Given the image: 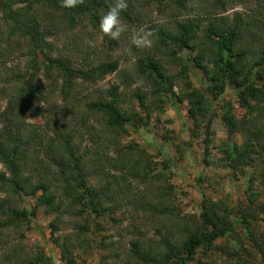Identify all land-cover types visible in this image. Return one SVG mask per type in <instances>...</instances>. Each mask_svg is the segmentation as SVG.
I'll return each mask as SVG.
<instances>
[{"label":"trees","instance_id":"16d2710c","mask_svg":"<svg viewBox=\"0 0 264 264\" xmlns=\"http://www.w3.org/2000/svg\"><path fill=\"white\" fill-rule=\"evenodd\" d=\"M112 2L84 0L75 8H63L60 0H0V58L18 53L26 59L0 87L6 98L0 112V264H51L41 246L22 243L23 234L10 240L31 227L38 209L54 217L50 240L68 264H74L73 252L84 245L96 241L106 249L105 239L94 240L93 233L103 231L101 220L114 221L112 215L132 204L133 183L150 184L151 190L133 196L139 206H132L159 227L157 238L143 234L129 242L125 264H217L202 260L217 251L237 257L235 262L225 258V264H264V238L252 227L264 214L263 205L234 216L226 205L203 200L198 218L182 217L171 202L174 188L163 172L153 174L147 151L134 142H120L121 135L148 126L154 113L177 102L187 104L194 131L203 125L208 148L213 103L232 87L245 114L237 119L232 105H223L225 161L233 170L264 162V0H148L169 21L149 28L154 52L138 59L128 74L127 86L139 85L130 94L113 86L81 98L80 85L96 86L118 72V61L107 56L76 63L55 54L49 40L56 32L88 26L102 36L101 52L112 55L120 39L112 40L99 29L100 17ZM126 2L122 20L135 13L133 1ZM237 6L243 12L230 15ZM171 68L179 72L172 75ZM195 71L206 79L205 88L189 81ZM55 95L59 106L49 101ZM92 119L97 130L89 125ZM85 136L90 146L82 148ZM237 136L240 144L232 141ZM170 165L165 159L162 171ZM25 198L34 199L35 207L20 206ZM67 218L73 230L58 236ZM238 226L259 253V263L243 246L216 243L233 236ZM135 232L141 234L138 228Z\"/></svg>","mask_w":264,"mask_h":264},{"label":"rangeland","instance_id":"374dc122","mask_svg":"<svg viewBox=\"0 0 264 264\" xmlns=\"http://www.w3.org/2000/svg\"><path fill=\"white\" fill-rule=\"evenodd\" d=\"M132 1L135 13L130 19L123 20L129 31L121 36L119 47L112 55L101 52L103 38L88 26H80L74 31L56 32L55 36L50 38L49 41L55 48V54L68 55L76 63H94L100 58L105 60L107 56L118 61V72L108 75L96 86L80 85L81 98L93 94L96 89L108 90L113 86H119L120 92L123 94H130L131 90L139 85V83H133L128 87V74H133L134 65L138 59L154 52V46L146 49L135 47L130 43L131 31L141 27L149 29L154 26H166L169 20L166 14L159 13L155 5L148 4V0ZM234 11L243 12L241 6H237L229 14L231 15ZM86 39L95 40L97 46L95 48L88 47L85 44ZM255 47L258 46L255 45ZM25 62L26 59L21 58L18 53L10 57H1L0 87L5 84L7 78L11 77L13 70L22 69ZM178 72L179 69L171 68L170 70L172 75H176ZM189 81L199 89L205 88L207 85L204 76L197 71L190 74ZM178 84L179 86L184 85L181 80L178 81ZM177 90L178 88H175L174 92ZM49 101L59 106L60 101L57 95L51 97ZM225 103L232 105L233 113L237 119H241L245 114L237 103L235 91L232 87H227L218 101L213 103L215 114L211 125L213 136L212 143L208 148L205 144L206 136L203 125L197 128L194 133L195 127L188 117L186 103L175 102L174 107L166 104L162 113L152 115L148 126L138 130L130 129L128 133L120 137L121 144L134 142L147 151L153 174L163 172L167 177V183L174 188L171 202L182 217L198 218L203 200L226 205L228 210H232L234 216H237L241 210H249V208L259 210V206H264V162L260 160L254 166L233 170L225 161V153L221 149L224 146L223 142L227 141V130L220 116ZM5 105L6 98L0 94V112ZM31 121L38 124L43 123V120L40 119ZM89 125H93L96 130L99 128L94 119L89 122ZM87 127L85 126V128ZM232 141L240 144L242 138L237 136L232 138ZM82 145V148L86 145L90 146L87 136L83 138ZM165 159H168L171 165L169 169L162 171ZM0 169H3L1 165ZM150 188V184L147 183H133V195L129 197L132 204L122 207L121 211L112 215L114 221L109 218L101 220L100 227L103 228V231L93 233L94 240L105 239L106 249L99 248L96 241L90 246L84 245L82 249L73 252L74 264H125L124 255L129 249L130 241L140 238L143 234L148 239L157 238L154 231L159 227V224L154 223L143 212H136L137 209L132 206L133 204L139 206L137 198H133V196L151 190ZM20 206L32 209L35 207V200L25 198ZM53 220V216H48L38 209L33 223L30 224L31 227H24L20 232L12 234L10 240H17L19 235L23 234L24 237H20L22 243L30 247L41 246L50 257L51 264H68L61 259L59 249L50 240L49 224ZM65 220V223L60 226L58 236L69 235L73 230L72 220L68 218ZM252 227L256 234H261L264 238V214L260 215V221L252 224ZM137 228L141 230V234L135 232ZM243 232V227L238 226L233 236L219 239L216 243L220 246H232L235 249L243 246L249 249L250 254L254 255V261L259 263L261 260L259 253L251 248L252 244ZM0 254L3 253L0 252ZM241 255L244 259L248 258L245 254ZM225 258L230 262L237 261L236 256L226 255L220 251L202 257V260L225 264Z\"/></svg>","mask_w":264,"mask_h":264},{"label":"clouds","instance_id":"9594fccd","mask_svg":"<svg viewBox=\"0 0 264 264\" xmlns=\"http://www.w3.org/2000/svg\"><path fill=\"white\" fill-rule=\"evenodd\" d=\"M84 0H60V6L63 8H75ZM128 4L126 0H113L108 5L107 11L100 17V32L112 40H119L123 34L129 31L128 26L121 18L122 11H126ZM154 32L144 27L133 29L131 31L130 43L137 48L146 49L154 45ZM85 44L88 47L95 48L97 42L93 39H86Z\"/></svg>","mask_w":264,"mask_h":264}]
</instances>
